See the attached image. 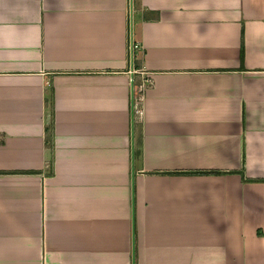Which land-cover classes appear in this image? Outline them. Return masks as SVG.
I'll list each match as a JSON object with an SVG mask.
<instances>
[{"label": "crops", "instance_id": "1", "mask_svg": "<svg viewBox=\"0 0 264 264\" xmlns=\"http://www.w3.org/2000/svg\"><path fill=\"white\" fill-rule=\"evenodd\" d=\"M129 21L0 0V264H264V0Z\"/></svg>", "mask_w": 264, "mask_h": 264}, {"label": "water", "instance_id": "2", "mask_svg": "<svg viewBox=\"0 0 264 264\" xmlns=\"http://www.w3.org/2000/svg\"><path fill=\"white\" fill-rule=\"evenodd\" d=\"M132 12H133V0H129V15H130V21H129V52H130V63H131V69H133V36H132ZM131 87H132V104H133V81H131Z\"/></svg>", "mask_w": 264, "mask_h": 264}, {"label": "built area", "instance_id": "3", "mask_svg": "<svg viewBox=\"0 0 264 264\" xmlns=\"http://www.w3.org/2000/svg\"><path fill=\"white\" fill-rule=\"evenodd\" d=\"M135 47L133 46V49H134ZM143 86H141V87H139L138 89H137V94H142V92H143ZM137 105L135 104V106H134V113L136 114V115H141V111H138L137 109L135 110V107H136Z\"/></svg>", "mask_w": 264, "mask_h": 264}, {"label": "rangeland", "instance_id": "4", "mask_svg": "<svg viewBox=\"0 0 264 264\" xmlns=\"http://www.w3.org/2000/svg\"><path fill=\"white\" fill-rule=\"evenodd\" d=\"M139 96V94H137Z\"/></svg>", "mask_w": 264, "mask_h": 264}, {"label": "trees", "instance_id": "5", "mask_svg": "<svg viewBox=\"0 0 264 264\" xmlns=\"http://www.w3.org/2000/svg\"><path fill=\"white\" fill-rule=\"evenodd\" d=\"M195 174H198V173H195Z\"/></svg>", "mask_w": 264, "mask_h": 264}]
</instances>
